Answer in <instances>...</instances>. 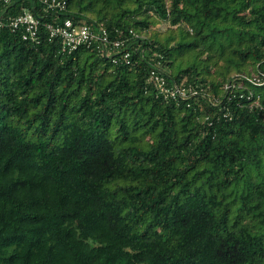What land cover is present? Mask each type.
Instances as JSON below:
<instances>
[{
	"label": "trees",
	"instance_id": "1",
	"mask_svg": "<svg viewBox=\"0 0 264 264\" xmlns=\"http://www.w3.org/2000/svg\"><path fill=\"white\" fill-rule=\"evenodd\" d=\"M66 1L0 0V264H264V0ZM66 17L129 62L62 52ZM157 67L195 94L162 99Z\"/></svg>",
	"mask_w": 264,
	"mask_h": 264
},
{
	"label": "built area",
	"instance_id": "2",
	"mask_svg": "<svg viewBox=\"0 0 264 264\" xmlns=\"http://www.w3.org/2000/svg\"><path fill=\"white\" fill-rule=\"evenodd\" d=\"M3 1L8 2L9 0ZM39 3L42 5L43 12L48 13L57 14L65 11L67 7L66 0H39ZM39 16L29 10H24L21 14L10 17L6 25L11 30L19 29L23 40L38 43L39 23L42 20ZM4 25V22L0 21V27ZM44 30L50 39L56 38L59 41L62 52L71 53L80 47H93L103 55L110 56L113 64L118 62L117 53H120L119 57L124 62H129L128 44L122 39H111L108 31L102 26L84 22L76 23L70 17H66L62 20L45 22ZM128 32L136 36L132 30L129 29ZM148 81L153 84L156 94L164 100H186L195 94V85L168 80L158 67L149 71ZM255 81L257 82L258 79ZM231 86L234 84L226 85L227 88Z\"/></svg>",
	"mask_w": 264,
	"mask_h": 264
},
{
	"label": "rangeland",
	"instance_id": "3",
	"mask_svg": "<svg viewBox=\"0 0 264 264\" xmlns=\"http://www.w3.org/2000/svg\"><path fill=\"white\" fill-rule=\"evenodd\" d=\"M167 26H168L167 22H161L159 25V29L162 31L166 29Z\"/></svg>",
	"mask_w": 264,
	"mask_h": 264
}]
</instances>
